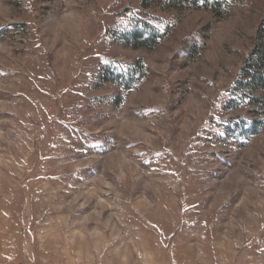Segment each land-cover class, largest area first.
I'll list each match as a JSON object with an SVG mask.
<instances>
[{
    "label": "rangeland",
    "instance_id": "374dc122",
    "mask_svg": "<svg viewBox=\"0 0 264 264\" xmlns=\"http://www.w3.org/2000/svg\"><path fill=\"white\" fill-rule=\"evenodd\" d=\"M138 9L0 0V264H264V106L250 140L226 129L264 0L150 9L153 50L113 41ZM137 58L131 91L95 85Z\"/></svg>",
    "mask_w": 264,
    "mask_h": 264
},
{
    "label": "trees",
    "instance_id": "16d2710c",
    "mask_svg": "<svg viewBox=\"0 0 264 264\" xmlns=\"http://www.w3.org/2000/svg\"><path fill=\"white\" fill-rule=\"evenodd\" d=\"M242 0H139V9L133 11L126 28L113 31V41L131 49L153 50L168 36V30L161 29L158 18L150 9L182 12L186 9H207L217 20L226 19ZM160 21V20H159ZM254 47L234 82L231 93L234 97L226 104L230 110L249 108L251 118H239L238 123L226 129L235 137L248 141L259 134L262 126L264 106V15L256 29ZM148 75L141 58L130 63L110 61L98 71L95 85H111L122 92H129ZM120 96H117L118 98Z\"/></svg>",
    "mask_w": 264,
    "mask_h": 264
}]
</instances>
